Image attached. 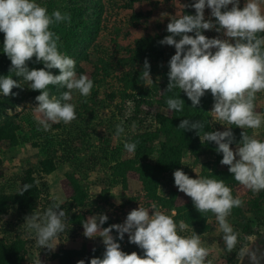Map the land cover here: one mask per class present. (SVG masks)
Masks as SVG:
<instances>
[{
  "label": "clouds",
  "instance_id": "clouds-1",
  "mask_svg": "<svg viewBox=\"0 0 264 264\" xmlns=\"http://www.w3.org/2000/svg\"><path fill=\"white\" fill-rule=\"evenodd\" d=\"M262 0H192L184 8L195 14L170 16L166 35L158 43L172 46L175 54L168 61V84L164 92L179 89L197 109L208 93L213 99L209 112L224 131H205L208 121L182 119L178 125L184 131H195L201 143L211 142L215 151L222 154L220 164L227 166L234 180L254 194L264 191V140L256 138L255 130L264 126V112L256 107L258 93H264V9ZM210 10L206 18L205 10ZM61 22H71L68 13L54 10L49 14L46 6L36 0H0V33H3V53L11 61L9 73L22 78L28 88L38 91L35 97L38 130L49 131L52 124H70L77 119L76 105L71 103L73 92L90 96L93 81L84 74L77 75L76 61L60 51L62 42L51 28ZM205 31H215L209 38ZM35 58V59H33ZM42 64L29 68V62ZM58 70L53 74L51 70ZM13 76H0V94L17 95L13 88H21L20 80ZM153 83L151 66L147 58L139 77ZM49 86L66 88L59 96L52 95ZM85 102L86 99H85ZM164 112H181L185 102L179 95L166 100ZM31 107V106H30ZM20 106L16 111H22ZM12 114V110H8ZM227 125V126H225ZM241 129L237 141L232 129ZM246 129H252L249 135ZM123 122L116 125V136L124 133ZM201 133H203L201 135ZM139 142H124V149L134 153ZM235 144V148L232 145ZM210 171V170H209ZM174 184L179 192L191 198L200 214L212 213L223 234L224 251L232 253L240 243V233L234 230L228 217L234 208L243 206V200L233 195V189L223 179L196 175L190 177L182 169L173 172ZM32 185L24 184L17 190L23 195ZM63 202H54L43 213L32 212L25 216L22 227L34 234L36 245L55 251L60 233L66 229L67 213L61 209ZM75 211V209H74ZM106 214L89 216L82 222L83 235L100 237L104 245L102 258L92 257L90 264H212L209 249L202 246L201 235L184 221H175L172 215L151 207L132 209L123 223L103 227ZM113 230L118 234L113 236ZM127 234L128 242L142 250L143 255L122 251L121 244ZM95 251V249H93ZM240 257L249 264H261L264 253L246 245L239 249ZM35 264H42L38 258ZM77 264H85L83 259Z\"/></svg>",
  "mask_w": 264,
  "mask_h": 264
},
{
  "label": "rangeland",
  "instance_id": "rangeland-1",
  "mask_svg": "<svg viewBox=\"0 0 264 264\" xmlns=\"http://www.w3.org/2000/svg\"><path fill=\"white\" fill-rule=\"evenodd\" d=\"M125 2L126 0H70L68 2L71 10L81 12L84 20H87L86 24H82L79 29L77 41L72 47L66 48L64 37L61 36L63 46L60 49L76 61L77 75H87L94 83L90 96L84 98L78 92H73V99L70 101L76 105V111L80 119L84 120L83 123L74 120L65 125L61 122L52 124L49 131L38 130L36 113L32 108L37 106L35 97L40 93L29 89L27 82H24L22 78L16 79L20 80L24 88H15L14 93L17 95L8 96L15 100L16 105L5 109L0 117V123L6 117L14 118L19 127L20 143L14 148L3 146L0 150V190L13 192L17 189L15 181L22 175L24 169L36 168L39 161L54 155L57 159V169L43 176L40 181V184L44 182L46 187L42 194L41 209H47L48 202H63L61 209H66V204L72 195L66 173L74 172L76 179L87 187L89 199L83 211L69 209L70 213L82 211L85 220L89 216L106 214L108 220L103 227H108L123 223L127 214L139 205L151 207L155 203L159 210L172 215L174 220L179 222L181 219H178V210L194 206L190 197L178 191L173 175L166 179L157 190V195L163 197L165 204L173 202L174 209L171 211L166 208V205L159 204L155 198L146 195L135 173L127 174L126 188L111 180L112 167L116 162L131 156V153L124 149V142L132 135L154 132L157 127L153 119L154 114L159 112L165 115L166 110L158 109L152 101L150 104L145 96L139 97L135 93H130L128 85L118 80L115 63L136 39L159 34L167 27L170 16L181 15L184 4H189L192 0H154L153 3H135L133 6L135 12H144L149 15L147 23L138 29L131 28L127 23L131 11L123 9ZM98 3H101V7ZM243 3L244 0H241L242 6ZM261 7L264 9V0L261 2ZM55 10L60 11V9ZM61 13H68L71 16L70 12L61 11ZM209 15L210 10L206 9V18ZM99 16L101 20L99 27L96 28V25L92 23ZM204 35L213 38L218 33L205 31ZM164 51L168 59L175 54V48L172 46L165 45ZM106 66L113 69L108 71L109 75L103 70ZM163 66L164 64H161L160 68ZM77 70L81 71L80 74ZM97 70H99L98 73H96ZM53 71V74H59L58 70ZM53 87L49 86L50 93L58 96L57 92L52 90ZM110 94L113 95L112 100L109 98ZM258 99L260 101H257V110L261 111L264 108V94L260 93ZM17 106L23 110L17 112ZM9 109L12 110V114H9ZM170 114L165 116L168 117ZM121 122L125 131L120 136H116V125ZM211 122L214 130H225L212 115ZM246 131L253 133L254 130L246 129ZM255 132L257 134L264 132V126ZM189 161L187 158L183 160L185 164ZM232 189L233 195L239 196L244 202L242 207L233 209L238 217L229 216L228 218L234 230L240 233V243L232 253L228 254L224 251L223 234L218 230L215 216L211 213L210 217L208 216L209 220L204 223L206 233L198 235H201L202 246L209 249L210 254L207 259L212 261V264H249L247 257L242 258L238 254L239 249L245 245L264 253V209H259L261 214L258 219H255V210L249 204L251 200L254 202L256 195L264 197V191L254 194L237 182L232 184ZM238 209L242 214L238 213ZM38 212L42 213L41 210ZM24 218L25 216L12 211L4 220L3 230L0 232L2 240L8 238L24 242L27 254L22 264H35L38 258L42 264H58L52 259V254L60 249L80 253V258L74 260L72 264H77V261L81 259L85 261V264H90L92 257L102 258L103 256L102 239L100 237L86 238L83 235V227H69L67 231L69 234L60 233L55 241L57 244L55 251L42 249L36 245L34 234L22 227L25 223ZM248 226L251 227V235L245 232ZM191 231L192 227L189 226V229L181 234L190 235ZM112 235L115 237L118 234L113 230ZM118 242L123 249L129 243L127 234L123 241ZM261 264H264V260Z\"/></svg>",
  "mask_w": 264,
  "mask_h": 264
},
{
  "label": "trees",
  "instance_id": "trees-1",
  "mask_svg": "<svg viewBox=\"0 0 264 264\" xmlns=\"http://www.w3.org/2000/svg\"><path fill=\"white\" fill-rule=\"evenodd\" d=\"M69 1L70 0H36L37 3L47 7L49 14L55 9L71 13L70 23L61 22L51 28L60 38L61 36L64 37L63 40L66 48L73 46L74 42L77 41L76 37L79 29L82 27V24L85 25L87 22V20H84L82 17L81 12L77 13L76 10H71L68 3ZM153 1L154 0H126L123 9L131 11L130 17L127 20L131 28L138 29L147 23L149 18L148 13L135 12L133 10L134 4L153 3ZM98 6L101 7V3H98ZM182 14L194 15L195 10L192 8H184ZM100 16L92 23L96 25V28L99 27L101 20ZM166 28L159 34L136 39L131 47L124 50L123 56L116 60L115 69L118 70L116 71L119 75L118 80L128 85L127 87L130 93H135L139 97L145 96L149 99L150 104H156L158 109H166V100L170 96L180 94V98L185 102L184 109L181 112H170L171 114L168 117L157 112L153 116L154 122L157 125L154 132L136 134L128 138V142L138 141L139 143L137 144L135 152L131 153L130 157L116 162L114 167H112L111 180L117 184L123 185V188H126V182H128L127 174L129 172L135 173L146 195L155 198L159 204L166 205V208L171 211L174 209L173 202L171 204H165L163 197L157 195V190L177 169H182L192 178H196V175H199L223 179L231 188L232 184L236 181L233 175L229 173L228 167H221L220 160L222 159V154H218L215 151L217 146L214 143L206 142L202 144L195 131H184L178 128L180 121L187 118L208 121L204 130L215 131L212 127L211 114L209 113L212 109L213 99L211 94H206L201 99L200 106L194 109L191 108V101L188 100L184 93H180L179 89H174L172 92H164L168 84L167 73L169 71L168 61L170 59L165 56V45H160L158 42L168 35ZM2 48L3 33H0V76L11 75L13 79H17L18 77H15L14 73H9L11 61L3 53ZM145 58H147L151 66L153 83H148L146 80H141L139 78L143 70ZM161 64H164L163 68H160ZM41 67H43L42 64L29 62V68ZM104 68L103 70L107 75H109V70H113L110 66ZM53 70L51 71L54 72ZM77 71L80 74L81 71ZM98 71L99 70H97L96 73H98ZM52 90L56 91L59 96L62 92L66 91V88L54 86ZM12 91L14 93L15 88H13ZM259 95L260 93L257 94L256 107L257 101H260V99H258ZM109 98L112 100L113 95L110 94ZM14 105H16L14 99L4 97L0 94V117L4 114L5 109L13 107ZM260 112H264V108ZM76 114V121L83 123L84 120L80 119L77 111ZM231 127H233L232 131L238 141L242 130L236 128L234 125ZM247 132L249 135L253 134L251 131ZM202 134L203 133H201V135ZM256 138L264 140V132L257 134ZM19 143V127L15 119L8 117L4 118L0 123V150L3 146L14 148L18 146ZM232 147L235 148V144H233ZM184 158L189 159V163L185 164L183 162ZM56 169L57 159L54 155L49 156L39 161L36 168L28 167L23 170L22 175L15 181L17 185L16 190L13 192L0 190V232L3 230L4 220L12 211L27 216L32 212L41 210L43 213L46 210V208L41 209L42 194L46 187L44 186V182L40 184V181L43 176L53 173ZM66 178L71 187L72 195L66 204L65 211H67V220L65 221L66 229L64 232H67L69 227H82V222L85 220V215L82 211L89 199L87 187L76 179L74 172L66 173ZM24 184H30L32 187L23 195H18L17 190ZM256 197V199L254 198V202L251 200L249 204H251L255 210V219H258L259 214H261L259 209H264V197H262V195H256ZM53 203L48 202V205L51 206ZM69 209H81L82 211L70 213L68 212L70 211ZM238 210V213L242 214L241 210ZM210 215V212L200 214L195 207L183 208L177 212L178 219L184 220L197 234L206 233L204 223L209 220ZM230 216L238 217L233 210ZM248 227L245 228V232L251 235V227ZM67 234L69 233L67 232ZM122 251L127 253L135 251L143 255L141 249L130 243L126 244ZM26 254L27 250L24 247V242L21 240H9L8 238L2 240V238H0V264H22ZM77 258H80V253L73 250L60 249L57 253L52 254V259L56 260L58 264H72Z\"/></svg>",
  "mask_w": 264,
  "mask_h": 264
}]
</instances>
